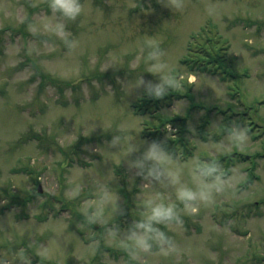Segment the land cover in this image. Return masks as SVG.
I'll return each mask as SVG.
<instances>
[{"label":"rangeland","instance_id":"374dc122","mask_svg":"<svg viewBox=\"0 0 264 264\" xmlns=\"http://www.w3.org/2000/svg\"><path fill=\"white\" fill-rule=\"evenodd\" d=\"M82 2L83 14L65 21L79 41L67 55L53 33L28 30L51 17L49 0H0V259L19 264L15 253L23 248L32 264H264V0H185L179 11L158 0ZM209 3L217 6L214 16L205 10ZM150 37L173 74H184L183 96L142 114L148 96L134 87L140 76L158 79L147 72ZM214 37L224 57L197 67L190 79L189 50ZM219 120L209 133L215 141L235 120L249 129L247 145L209 147L208 130ZM183 134L187 146L170 149L184 165L183 182L192 185L197 154L243 177L214 203L182 212V224L158 225L175 252L154 247L131 260L117 239H106L105 227L126 229L141 218L144 200L157 192L175 200V193L144 186L129 171V143L143 151L145 141L168 146ZM117 135L122 147L114 155L107 144ZM98 183L112 192L103 226L87 224L82 214ZM76 185L81 190L66 195ZM41 245H48L46 255Z\"/></svg>","mask_w":264,"mask_h":264},{"label":"clouds","instance_id":"9594fccd","mask_svg":"<svg viewBox=\"0 0 264 264\" xmlns=\"http://www.w3.org/2000/svg\"><path fill=\"white\" fill-rule=\"evenodd\" d=\"M165 7L172 10H182L185 7V0H158ZM35 7V5H32ZM51 17L43 19L40 23H30L28 30L32 33L40 31L51 32L62 40L67 55L78 47L79 41L71 38V33L66 30L65 21H75L85 11V3L82 0H49ZM206 12L209 16H214L217 6L213 3L206 5ZM45 46L48 44L45 41ZM147 47V61L149 66L147 72L156 76L157 81L145 80L140 76L134 89H143L144 93L151 98L163 99L169 91L181 88L184 74H173L169 65L162 59L166 53L155 42L154 38H149ZM197 75L191 73L190 79ZM127 87V83L124 84ZM183 102H178L181 104ZM177 104V105H178ZM176 109V108H175ZM174 109V110H175ZM221 121H214L208 130V146L217 150L230 146L243 148L249 141V129L239 121H232L225 128V136L222 141H215L209 133L221 126ZM171 127V126H170ZM195 134V129H189ZM122 137L113 136L107 144L108 149H116L111 152L117 155L121 151ZM198 142H201L197 140ZM129 155L126 160L129 171H134L135 176H139L144 181V186L159 185L171 188L175 193V200L171 197L165 198L157 192L152 198L143 201L140 219L132 221L126 228L121 229L118 225L105 227L106 239H117L119 246L127 253L128 257L134 261H140L143 255L153 254L154 247L159 254L168 255L176 251L175 241L169 237L158 225L182 224L183 213H195L200 205H209L215 202L218 195H223L235 187V182L243 177L237 174L236 169L226 171L217 160H201L199 155L192 157L191 179L192 185L181 180V172L184 165L180 161L177 153L170 151L166 141H145L143 151L141 146L129 143ZM135 155V158H130ZM175 167H172V166ZM74 170H80L79 166H74ZM71 182V181H70ZM81 185H76L69 189L67 194H77L81 190ZM96 196L94 201H85L83 208L84 220L87 224H98L103 226L104 210L109 205L112 192L109 186L104 183L96 185ZM179 201L183 205L181 209L176 203ZM123 215V210L121 211ZM0 230L4 231L2 225ZM99 241L93 240L88 247L93 251L98 247ZM31 246V245H30ZM40 254L46 255L49 251L48 245L40 246ZM19 264H32L26 250L21 248L16 253ZM0 264H9L7 259H0Z\"/></svg>","mask_w":264,"mask_h":264},{"label":"trees","instance_id":"16d2710c","mask_svg":"<svg viewBox=\"0 0 264 264\" xmlns=\"http://www.w3.org/2000/svg\"><path fill=\"white\" fill-rule=\"evenodd\" d=\"M220 39L217 37L209 38L207 40V43H205L203 46L198 45L192 49L189 50V60H188V67L191 68V73L196 72L195 69L198 67L201 69V67H207L208 64L212 65L215 61H219L224 57L223 54V44L220 43ZM222 51V52H221ZM187 62V61H186ZM203 70H208L204 68ZM212 71V70H211ZM183 95L182 93L177 89L175 91H169V94L165 96L163 99H155L149 97H144L142 99V102L139 104V109L142 112V114H147L151 109L155 108L154 111L156 114L159 112V108L162 102H166L167 100H173L175 98H181ZM165 123V119H162ZM176 121V120H174ZM156 136L155 134H153ZM171 146L178 145L179 147H182L186 144L187 141L184 137V134L181 138L177 140L170 141ZM170 150V147L168 148ZM29 173H33L32 171ZM15 199V198H12ZM26 202V201H25ZM25 202H23L25 204ZM13 203V202H10Z\"/></svg>","mask_w":264,"mask_h":264}]
</instances>
